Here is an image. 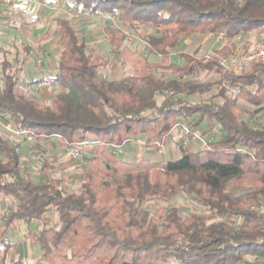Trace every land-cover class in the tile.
<instances>
[{"label": "trees", "instance_id": "16d2710c", "mask_svg": "<svg viewBox=\"0 0 264 264\" xmlns=\"http://www.w3.org/2000/svg\"><path fill=\"white\" fill-rule=\"evenodd\" d=\"M72 6L91 16L116 15L125 25L156 28L159 35L150 36L147 44L149 54L160 61L133 50L108 27L111 53L136 73L101 79L100 69L107 63L89 54L72 22L59 17L63 51L56 71L28 83L59 88L53 106L21 94L18 73L4 61L0 115L14 130L31 136L42 153L46 145L71 150L88 140L97 144L88 152L80 192L66 193L50 175L54 167L48 160L45 180L35 182L23 173L20 146L0 134V197L15 202L0 214V241L17 222L30 228L38 223L40 231H30L29 240L42 250L34 263L21 258L8 262L12 245L6 242L0 264H239L247 256L264 258V241L259 242L264 213L252 209L264 200V126L253 128L240 119L245 113L240 101L264 108V66L251 64L235 75L218 60L231 53L237 37L259 31L264 0H72ZM220 34L233 41L230 46L207 58L181 52L182 63L172 60L183 39ZM197 70L219 74L221 104L187 100L216 85L185 80ZM155 71L176 78L166 80ZM225 84L240 87L238 97H230ZM192 121L197 128L218 125L221 138L197 152L180 141V157L165 162L146 157L130 162L113 149L141 141L145 149L161 151L175 127ZM232 184L250 190L231 197ZM180 193L194 197L211 215L184 218L175 206L154 213L142 206Z\"/></svg>", "mask_w": 264, "mask_h": 264}, {"label": "rangeland", "instance_id": "374dc122", "mask_svg": "<svg viewBox=\"0 0 264 264\" xmlns=\"http://www.w3.org/2000/svg\"><path fill=\"white\" fill-rule=\"evenodd\" d=\"M59 17L67 18L72 22L79 37L88 45L89 54L107 63L100 69L101 79L114 81L136 73L132 67L124 64L121 59L114 57L111 53V45L106 34L108 27L125 37L129 47L142 52L150 61L160 60V58L150 55L148 51L147 39L150 36L159 35L158 30L151 25H125L116 15L91 16L74 8L72 0H13L10 3H7V0H0V76L2 75V65L7 60L9 71L18 73L19 92L42 106H53L60 89L45 84L28 86V83L52 75L56 71L59 57L63 51V47L59 44L60 29L56 24V19ZM258 33L257 30L248 35H240L236 38V46L231 48V51L235 49L249 50L251 44L258 38ZM216 37L208 38L207 35H194L183 39L179 47L173 51L172 60L178 63L183 62L178 57L179 51L190 52L197 57L212 56L218 45H222L218 36ZM201 42L204 43L201 44ZM215 42L218 44L215 45ZM40 57H42V64L39 67L36 61ZM154 74L166 80L176 78L171 73L155 71ZM185 80L193 84H216L219 80V74L215 71L197 70L193 76ZM218 93L219 87L216 84L203 94H194L186 98L191 103L215 101L221 104L223 100L217 96ZM161 101H163V97H159V102ZM240 105L245 110L244 115L240 117L241 120L248 122L253 128L264 126V108L251 106L243 101H240ZM186 124L189 125L192 136L185 137L183 130L177 127L181 136L179 139L184 142L187 141L192 148L193 146H197L198 149H200L199 147L204 148L206 144L216 141L222 136L221 129L216 125L197 128L194 126V121ZM13 130L9 122L0 115V134L11 144L20 146L19 153L22 157L21 168L23 173L29 175L35 182L45 180L46 172L43 170V164L45 160H48L49 164L54 167L50 171V175L61 182L63 190L66 193L80 192L82 176L91 154L85 153L80 160L75 161L70 156V150H64L55 145H48V153L44 154L36 149L32 139H28L25 135L14 134ZM196 133L198 137H196ZM178 141L173 145L172 154H169L167 147H165L163 150L150 155L141 141L129 143L117 154L124 158L125 153L132 150L134 161L140 160L142 157L154 160L156 156L159 157L158 160L161 159L162 161L174 160L181 155ZM249 190L247 187L242 188L237 184H232L228 193L231 197H236ZM14 206L15 202L12 199L0 197V214L5 215ZM142 206L152 213L159 207L175 206L184 218L192 214L204 217L211 215V211L207 207L201 205L194 197L184 193H180L170 200L153 198L144 202ZM50 216L53 223H57L56 214L50 213ZM2 223L0 221V224ZM40 229L41 225L38 223L30 228L24 223L17 222L8 230L4 240L0 241L2 251L5 249L6 242H10L12 245L7 255L8 262H13L19 258L31 263L38 260L42 250L40 246L30 242L29 232L32 231L36 234ZM259 242L261 241L259 240ZM14 245H17V252ZM251 261H255V257L247 256L239 264H253ZM256 264H264V261L259 260Z\"/></svg>", "mask_w": 264, "mask_h": 264}, {"label": "built area", "instance_id": "2783aa9c", "mask_svg": "<svg viewBox=\"0 0 264 264\" xmlns=\"http://www.w3.org/2000/svg\"><path fill=\"white\" fill-rule=\"evenodd\" d=\"M11 1L13 0H7V3H10ZM258 32H259L258 38L251 44V48L249 50L235 49L232 50L229 55L221 56L218 58L220 65L225 71L235 75H240L251 64H260L264 66V24L261 26ZM218 39L222 43L223 47H228L232 43V40L223 34L218 35ZM36 64L39 67L41 66L42 57H40L36 61ZM224 86L227 89L230 97L232 98L238 97V95L241 92V89L238 86H231L228 84H225ZM177 127L183 130L185 137H188L189 135L192 136V132L188 124L183 123L182 125H179ZM13 133L17 135H25L28 137V139L30 140L32 139V137L29 136L26 132L13 130ZM195 135L196 137H198L197 133ZM129 143H130L129 141H126L124 146L122 147L114 145L113 149L117 152L121 151L122 148L127 146ZM185 143L188 144L187 141H185ZM96 144L97 142L93 140H88L83 142L82 144L70 150L71 158L75 161L80 160L85 153L92 151ZM206 146L204 148H206ZM252 209L264 213V200H260L256 205L252 207ZM260 241L261 242L264 241V237L261 238Z\"/></svg>", "mask_w": 264, "mask_h": 264}, {"label": "crops", "instance_id": "0c3cea01", "mask_svg": "<svg viewBox=\"0 0 264 264\" xmlns=\"http://www.w3.org/2000/svg\"><path fill=\"white\" fill-rule=\"evenodd\" d=\"M212 36H214V37H216L215 35H207V37L209 38V37H212ZM216 39H217V37H216ZM217 42H219V41H217ZM202 43H204V42H201V44ZM205 44H207V43H205ZM205 44H203V45H205ZM218 43H216L215 42V45H217ZM207 46V45H206ZM224 47L221 45V46H219L218 45V48H216L215 49V52L217 51V50H221V49H223ZM179 53H181V51H179L178 52V54ZM185 53H188V54H191V55H193L192 53H190V52H185ZM159 58V57H158ZM160 61V60H159ZM159 61H154V62H159ZM175 62V61H174ZM176 63H178V62H176ZM214 124H211V123H204L203 125H201L200 127H202V126H205V127H211V126H213ZM216 125V124H215ZM216 126H218V125H216ZM199 127V128H200ZM219 127V126H218ZM220 128V127H219ZM179 138H181V136L179 135V130L177 129V127L176 128H174L173 129V131H172V133H171V137H170V140L169 141H171V143H169V141H168V143H167V145H166V147H167V149H168V151H169V154H172L173 153V145L178 141V140H180ZM181 141V140H180ZM180 141H178L179 143H180ZM47 146L48 145H46V149H47ZM190 146V145H189ZM190 148H191V150L193 151V152H197V151H200V150H203V148H201V147H199L200 149H198L197 148V146L195 147V146H193V148H192V146H190ZM132 149V148H131ZM65 150V149H64ZM145 150H147V152H148V154H150V155H153V153L154 152H156V151H154V150H151V149H145ZM132 151V150H131ZM131 151L129 150V151H127L126 153H125V155H124V159L125 160H127V161H130V162H139V161H141V159L143 158H141L140 160H137V161H134V159H133V157H134V155L131 153ZM46 153H48V152H46ZM45 154V153H44ZM154 158V157H153ZM155 158H157V159H155ZM154 158V160L153 161H161V162H165V161H168V160H164V161H162L161 159L160 160H158V158L159 157H155ZM175 160V159H174ZM22 223V222H21ZM259 260H263L264 261V258H256L255 257V261H251L253 264H256Z\"/></svg>", "mask_w": 264, "mask_h": 264}]
</instances>
